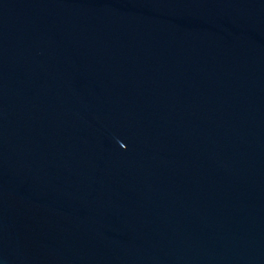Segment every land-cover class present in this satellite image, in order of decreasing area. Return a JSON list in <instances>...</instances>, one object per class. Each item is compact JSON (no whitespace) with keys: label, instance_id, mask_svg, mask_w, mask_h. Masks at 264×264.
I'll return each instance as SVG.
<instances>
[{"label":"water","instance_id":"obj_1","mask_svg":"<svg viewBox=\"0 0 264 264\" xmlns=\"http://www.w3.org/2000/svg\"><path fill=\"white\" fill-rule=\"evenodd\" d=\"M0 264H264V0H0Z\"/></svg>","mask_w":264,"mask_h":264}]
</instances>
